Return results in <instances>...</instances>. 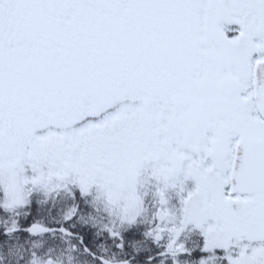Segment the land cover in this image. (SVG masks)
Instances as JSON below:
<instances>
[{"label": "snow or ice", "instance_id": "1", "mask_svg": "<svg viewBox=\"0 0 264 264\" xmlns=\"http://www.w3.org/2000/svg\"><path fill=\"white\" fill-rule=\"evenodd\" d=\"M0 264H264V0H0Z\"/></svg>", "mask_w": 264, "mask_h": 264}]
</instances>
